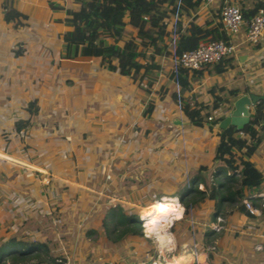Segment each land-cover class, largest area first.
I'll return each mask as SVG.
<instances>
[{
    "label": "crops",
    "instance_id": "0c3cea01",
    "mask_svg": "<svg viewBox=\"0 0 264 264\" xmlns=\"http://www.w3.org/2000/svg\"><path fill=\"white\" fill-rule=\"evenodd\" d=\"M12 1L29 18L18 26L5 22L0 10L1 236L20 228L28 217L48 214L53 225L74 231L69 243L77 246L73 264H152L159 256L140 257L143 247L138 234L124 233L115 244L102 241L103 207L119 203L126 213H137L153 200L178 201L190 173L204 166L207 179L211 168L220 163L213 159L218 153L232 161L234 169H239V160L249 159L261 171V182L251 187L247 197L260 196L257 201L264 202V98L248 106L247 121L240 129L233 125L220 129L210 123L227 114L237 96L264 93V27L256 43H247L244 23L237 32L224 33L217 0H184L180 39L195 43L222 38L234 49L218 62L181 70L183 104L178 111L167 57L173 0H155L163 12L153 46L147 41L149 31L136 30L129 23V0H107L124 6L116 22L122 36L100 30L95 44L72 43L67 54L63 34L72 27L64 22V11L71 0ZM235 1L245 20L257 6V0ZM29 3L30 11L22 10ZM20 41L27 46L23 57L9 48ZM33 46L30 52L28 47ZM130 61L137 65H129ZM123 65L129 66L127 71ZM30 101L34 113L28 109ZM18 121L24 124L17 125ZM249 146L255 151L246 158L241 151ZM229 147L236 149L233 159ZM17 159L25 167L12 162ZM153 202L157 206L158 201ZM180 207L185 229H191L192 249L174 250L177 236L171 230L177 229L180 218L173 219L169 242H160L152 233L169 255L158 262L176 264V258L182 257L178 264H264V211L251 216L232 211L230 221L223 216L231 229L215 234L203 224L214 211L211 198L194 211L201 220L182 217ZM63 213L70 218L65 220ZM84 228L94 230L95 237L83 236ZM140 229L147 243L150 233ZM204 230L217 235L215 250L208 248L212 235L202 236ZM36 232L27 234L34 237ZM239 234H249L256 241L251 244ZM186 242L182 239V244Z\"/></svg>",
    "mask_w": 264,
    "mask_h": 264
},
{
    "label": "trees",
    "instance_id": "16d2710c",
    "mask_svg": "<svg viewBox=\"0 0 264 264\" xmlns=\"http://www.w3.org/2000/svg\"><path fill=\"white\" fill-rule=\"evenodd\" d=\"M75 1L78 3L77 8H67L66 12L68 16L64 19V22L72 27L63 34V40L67 44L65 54L69 52L68 50L70 49L69 47L72 46V43H83V45L95 44V39L100 30L111 33L118 31V36H122L123 32L116 26V22L120 16L119 12L124 8L123 5H113L107 0ZM161 1L165 0H160V2ZM4 2L8 6V9L3 12L2 19L5 22H11L19 26L25 24L27 15L18 10L12 0ZM194 2L198 3L199 0H194ZM126 7L128 9L129 23L131 26L142 32L149 31L151 35L147 37V41L150 47L153 46L161 22L160 20L163 12L162 6L156 3L155 0H129L128 6ZM180 40L186 41L185 39ZM141 55L144 59H149V54L143 53ZM131 64L133 66L137 65V63L133 61L129 62V65ZM128 67L129 66L123 65L121 68L127 71ZM143 72H145V70ZM141 77L142 75H140V78ZM32 104L33 102L30 101L27 106L29 111L34 113L35 107L31 108ZM215 122L216 119L210 121L212 125L215 124ZM18 124L23 125L24 123L23 121H18L17 125ZM228 140L230 141L231 139ZM235 148H237V146ZM235 148L232 149L229 147V159H231V157L232 159L234 158ZM254 151L255 148L249 146L241 152L247 158ZM214 158H218L220 163H217L211 168L207 179L200 173V170L205 169L204 166L197 167V169L188 176V181L178 197L183 207V215L185 218L201 220L197 218V214L194 213V211L197 209L198 204L203 202L205 198H211L214 211L226 217L228 221L231 220L232 211L246 212L242 199L246 198L253 205H258L257 200L260 199V196H254L252 198L247 197L251 187L258 185L262 179V174L252 165V162L249 159H246V161L239 160V169H234L232 161L224 159L222 154L218 153L213 156V159ZM198 184H201L202 188H198ZM157 204L160 207H171L174 215L177 217L180 216L176 203L168 205L164 199H160ZM155 207L157 206L153 205L141 214L140 218L144 223L143 226L146 227L148 223L146 221L150 220L146 230L147 233H152L149 231L150 225L152 224L155 228L154 231L156 232L155 234L158 240L161 235L165 234L164 238H169L168 234L161 229V224L166 221H172L171 215L157 212L154 210ZM261 210L264 211V207H260V211ZM100 223L101 231L99 232L103 237L102 241H106L109 244L117 243L124 233L138 234L141 228L137 214L133 211L126 213L119 203H114L113 205L109 204L103 207ZM183 223H186V221H183ZM51 225V216L38 213L34 219L30 217L25 219L21 227L17 230L8 232L5 236L0 235V262L3 260V257L6 256H12L15 260L37 258L35 259V263L31 264H41V261L44 262L43 264H49V262L56 261L58 258L60 259V256H58L60 253L57 249L60 244L58 238L66 240L67 235H65L64 230L59 231L58 234L57 232H53ZM110 225L114 226L110 228ZM116 227L122 228L121 233H119V230L115 232ZM192 227L195 231L196 227L194 224ZM35 230H37V232L31 240V237L27 233ZM91 230L92 229L84 228L83 236H87ZM209 234L212 235L214 233L207 230L201 233L202 236H207ZM238 236L251 244L256 241V238H252L249 234H239ZM42 253L45 254V259H42Z\"/></svg>",
    "mask_w": 264,
    "mask_h": 264
},
{
    "label": "built area",
    "instance_id": "2783aa9c",
    "mask_svg": "<svg viewBox=\"0 0 264 264\" xmlns=\"http://www.w3.org/2000/svg\"><path fill=\"white\" fill-rule=\"evenodd\" d=\"M215 0H203L204 3H211ZM218 17L225 34H233L238 31L244 23V41L256 43L264 27V0H257L255 10L249 14L245 20L244 14L235 0H217ZM184 0H173L169 14V32L167 38V57L169 59V69L171 73L172 86L175 96L176 108L180 111L183 104L181 91L180 73L182 69H195L208 63L220 61L225 55L231 53L234 45L229 40L222 38H211L204 42L189 43L181 41L180 16ZM264 198V197H263ZM245 214L248 216L258 215L260 207H264V202L253 205L248 199H242ZM220 223H222L220 225ZM140 224L143 226L141 220ZM210 231L221 233L226 229H231L225 223L224 217L215 213L211 214L208 221L203 223ZM221 226V227H219ZM237 231H239L237 229ZM256 248L259 245H255Z\"/></svg>",
    "mask_w": 264,
    "mask_h": 264
},
{
    "label": "rangeland",
    "instance_id": "374dc122",
    "mask_svg": "<svg viewBox=\"0 0 264 264\" xmlns=\"http://www.w3.org/2000/svg\"><path fill=\"white\" fill-rule=\"evenodd\" d=\"M4 1H7V0H1V12H2V15H3V12L6 10V9H8V6L5 4V2ZM27 2L28 1H31V0H26ZM71 4H69L68 6H66L65 7V11H64V14H65V16H68V13L66 12V8H72V9H74L75 8V4L77 3V1H75V0H71V2H70ZM257 3V2H256ZM35 8V7H34ZM30 9H31V5H30V3L28 4V7H25L24 6V8L22 9V10H25L26 12H29L30 11ZM38 9H40L41 10V7L39 6L38 7ZM42 11H43V8H42ZM27 18H29V17H27ZM27 18H26V20H27ZM39 18V17H38ZM31 20V19H30ZM37 22H39L38 20H37ZM166 24V23H165ZM19 26V25H18ZM46 27H47V29H46V31H50L49 30V27L47 26V24H46ZM227 35H230V34H227ZM52 39V38H51ZM26 45H23V43L20 41L18 44H16V46L15 47H13V45H10L9 46V48L12 50V53H13V49H14V52H15V55H17V56H26ZM34 46L33 47H28V49H29V51L30 52H32L33 50H34ZM113 60H116V57L115 56H112L111 57ZM218 62V61H217ZM138 75H139V72H138ZM81 76H84V74H81ZM54 77V76H53ZM142 78V77H141ZM140 78V75L138 76V80H140L141 79ZM180 80H181V75H180ZM144 87V86H143ZM145 87H146V85H145ZM150 89V88H149ZM172 89H173V87H172ZM181 91H182V89H181ZM145 94H146V97H145V99H147V96L149 95L148 94V92H147V90L145 89ZM173 93H174V91H173ZM148 100H149V98H148ZM178 110V109H177ZM179 111V110H178ZM118 114V113H117ZM71 129V128H70ZM83 134V133H82ZM82 138H84V134L82 135ZM2 155L0 154V157H1ZM66 156H67V154H66ZM18 161V162H17ZM13 163H16V164H19V165H23L24 167H25V163H24V161H23V163L22 162H20V160H13L12 161ZM26 167H29V166H26ZM258 170V169H257ZM260 173H261V171L260 170H258ZM188 172V171H187ZM186 173V172H185ZM188 175V174H187ZM39 179H40V181H45V179H46V177H39ZM262 180V179H261ZM261 182V181H260ZM181 191H182V189H181ZM38 197H41V196H38ZM160 199H157V200H153V201H159ZM152 201V202H153ZM166 202H167V204L169 205V204H174V203H176V206H177V208H178V211L180 212V216H181V211H182V208L180 207V206H182L181 204H180V202H179V200L177 201V199L176 200H173V201H171V200H165ZM152 202H150L149 204H147L146 206H144L143 208H140V210L136 213L137 214V218H138V220H139V223L141 222L140 221V215L141 214H143L144 213V211L146 210V209H148L149 207H151L152 205H154ZM152 203V204H151ZM151 204V205H150ZM180 204V205H179ZM66 207V206H65ZM64 207V208H65ZM153 209V208H152ZM154 210H156L157 212H160V213H162V214H165V215H167V214H170L171 215V218H172V220L173 219H176V218H180V216L179 217H177V216H175L174 215V213H173V210H172V208L171 207H169V206H165V207H160L158 204H157V207H155L154 208ZM143 211V212H142ZM142 212V213H141ZM139 213H141V214H139ZM58 215H60V213L58 214ZM63 215H64V218H65V220H67L68 218H70V216H68L69 214H66V213H63ZM94 216V213H92L91 215H90V218L91 217H93ZM209 216V215H208ZM211 216V215H210ZM88 217H89V215H87L86 216V218H85V221H86V219H88ZM182 217H184V215H183V212H182ZM61 220V219H60ZM180 221H178L177 223H178V226L176 225V227H177V229L174 227V229H176V230H171L172 231V233H174L176 236H177V240H176V238L174 239V241H173V244H172V246H174V250H177V251H179V250H191L192 249V235H191V229L190 230H187V229H185V227H186V223H183V220L180 218L179 219ZM149 221L150 220H148V221H146V222H148L147 223V225H146V227H142L143 229H145V231L147 230V228H148V226H149ZM253 221V220H252ZM154 222V221H153ZM254 222V221H253ZM169 221H166L165 223H163V224H161V229L163 230V232H166L168 235H169V237L171 238V235L169 234V232H168V226H169ZM222 223H220V225H221ZM52 230H53V232H57V234H58V232L59 231H61L62 229H64V225H63V227L62 226H60V225H53V223H52ZM69 226L70 225H68L67 227L69 228ZM114 225H112V227H113ZM138 227V226H137ZM136 227V228H137ZM205 227V229H207V227L206 226H204ZM219 227H221V226H219ZM183 228L185 229L184 230V232L186 231V233H185V235H184V233L181 231V230H183ZM189 229V228H188ZM118 230H119V233H121V231H122V228H118ZM155 228L153 227V225L151 224L150 225V228H149V231L150 232H152V233H156L155 231ZM64 233H65V235H67V237H66V240H62V242H63V244L61 243V240H59V238H58V241H59V252L61 253L60 255H58V256H60V259H56V261H52V262H49V264H73V262H74V260H72V256H74L75 255V251H76V249L75 248H77V246L76 245H69V243L71 242V239H72V236L74 235V231H73V233L71 232V231H69V232H66L65 230H64ZM152 233H150V237H151V239H147L148 241H147V243H146V241L144 242V239H141L142 238V236H143V234H142V230L140 229V232L138 233V236H140V241H138V242H141V247H143V248H141L142 249V251H143V255L142 256H140L142 259L143 258H150L151 256H155L156 254H157V256H159V257H157V258H155L154 260H156V261H163L164 259H166V257H168L169 255L166 253V252H164V251H162L160 248H159V246H158V244L156 243V241L154 240V237H155V235L154 234H152ZM216 234V233H215ZM215 234H212V236L210 237V239L208 240V248H210V250H215V247H216V243H217V235H215ZM95 235H96V233H95V231H93V230H91L89 233H88V237H90L89 239H92V238H94L95 237ZM59 236V235H58ZM194 236H196V235H193V237ZM162 237H165L164 235H161V237L159 238V241L161 242V240H163V241H167V242H169L170 241V239L169 238H164V239H162ZM34 237H31L30 239L32 240ZM185 238H187V242H186V244L184 243V244H182V239H185ZM62 244V245H61ZM139 245V247H140V243H138ZM76 246V247H75ZM144 248H146V249H144ZM151 250V251H148V250ZM258 249V248H257ZM55 252H56V250H55ZM121 253V252H120ZM164 253H166V255H164ZM122 254H124V253H122ZM41 255H43V258L42 259H45V257H44V255L45 254H41ZM121 255V254H120ZM161 255H163V256H161ZM57 256V255H56ZM35 259H37V258H31V259H29V260H19V259H17V260H15V258H12V256H6V257H3V260L0 262V264H12V263H24V264H31V263H35ZM153 260V259H152ZM135 261H137V260H135ZM41 264H43L44 262H40ZM129 264H132V263H129Z\"/></svg>",
    "mask_w": 264,
    "mask_h": 264
},
{
    "label": "water",
    "instance_id": "95a60500",
    "mask_svg": "<svg viewBox=\"0 0 264 264\" xmlns=\"http://www.w3.org/2000/svg\"><path fill=\"white\" fill-rule=\"evenodd\" d=\"M261 98H264V93L261 95L244 93L237 96L232 101V107L230 111L227 114L223 115L221 119L217 120L214 125L220 129H223L228 125H233L236 129H240L242 125L247 121L248 106ZM172 122L179 123L178 119L176 118H173ZM200 173L206 174V171L200 170ZM215 213L217 212L213 211V214Z\"/></svg>",
    "mask_w": 264,
    "mask_h": 264
},
{
    "label": "bare ground",
    "instance_id": "6f19581e",
    "mask_svg": "<svg viewBox=\"0 0 264 264\" xmlns=\"http://www.w3.org/2000/svg\"><path fill=\"white\" fill-rule=\"evenodd\" d=\"M144 224V223H143ZM166 235V234H165ZM164 238V237H163ZM182 260H183V258L182 257H178V258H176V264H178V263H181L182 262ZM166 261V260H165ZM152 264H162V263H160V262H153ZM165 264H172L171 263V261L170 262H168V263H165Z\"/></svg>",
    "mask_w": 264,
    "mask_h": 264
},
{
    "label": "clouds",
    "instance_id": "9594fccd",
    "mask_svg": "<svg viewBox=\"0 0 264 264\" xmlns=\"http://www.w3.org/2000/svg\"><path fill=\"white\" fill-rule=\"evenodd\" d=\"M141 225V227H142V224H140Z\"/></svg>",
    "mask_w": 264,
    "mask_h": 264
}]
</instances>
